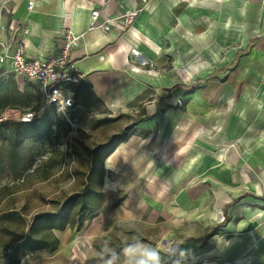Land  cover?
Masks as SVG:
<instances>
[{
	"label": "crops",
	"instance_id": "obj_1",
	"mask_svg": "<svg viewBox=\"0 0 264 264\" xmlns=\"http://www.w3.org/2000/svg\"><path fill=\"white\" fill-rule=\"evenodd\" d=\"M92 9L98 22L118 12L137 14L103 31L89 28ZM240 13V0L237 8L236 0H0V40H10L2 27L11 20L22 24L28 31L18 30L12 46L23 39L28 57L56 54L64 28L81 34L72 57L85 80L72 86L71 116L81 144L77 157L91 164L76 173L100 171L102 187L88 185L109 193L101 205L90 198L96 216L86 217L88 228L77 235L54 230L55 251L37 249L19 264H71V255L81 257L74 251L83 241L78 236L96 235L101 215L110 233L119 223L143 221L148 210L169 224L165 237L176 254L204 253L192 264H264V85L253 57L242 52L244 37L235 27ZM130 47L150 65L135 66ZM235 62L234 70L222 71ZM127 126V138L102 159L97 146ZM117 191L123 199L113 206ZM131 244L143 248L123 241L107 254L126 256ZM132 255L144 259L140 251ZM0 264H7L5 256Z\"/></svg>",
	"mask_w": 264,
	"mask_h": 264
},
{
	"label": "rangeland",
	"instance_id": "obj_2",
	"mask_svg": "<svg viewBox=\"0 0 264 264\" xmlns=\"http://www.w3.org/2000/svg\"><path fill=\"white\" fill-rule=\"evenodd\" d=\"M240 5L241 13L235 16L236 32L241 30L244 37L242 52L253 57V64L259 73L256 75L257 81L264 85V43L260 41V38H264V0H240ZM235 68L236 62L227 64L222 71ZM195 85L197 87V83ZM5 100L7 103L4 105ZM6 108L47 111L43 109L36 84L23 76L13 74L7 64L0 63V111ZM56 115L61 120L62 114ZM75 129L76 126L71 127L63 122L51 123L48 134L44 136L30 134L23 128L16 133L11 125L0 127V258L9 253L22 238L31 235L30 226L35 214L58 210L68 194L85 181L91 187H102L104 181L100 171L95 169L88 174L76 173L77 166L86 171L90 169L91 163L90 158L77 157V149L81 144L75 138ZM29 168L33 170L29 171ZM108 177L113 178V182L118 179V176ZM121 195L122 191L115 194L117 198ZM108 196L105 191L95 202L101 205ZM76 209L77 206L72 209L71 219L75 218ZM90 213L89 210L80 212L88 220ZM149 215L150 210L139 223H119L114 232L110 233L109 220L101 215L100 222L93 227L96 235L87 238L78 236L77 239L83 241L74 251H80L81 257L71 255V264H109V261L111 264H137L138 260L133 255L129 256L128 262L125 261L128 253L123 256L121 251L114 257L103 258L123 241L138 242L143 247L151 246L157 249L159 262L169 256L165 264H192L191 260L195 259L193 262H197L206 257L201 252L193 255L192 259H187L186 254H176L174 241L165 237L170 227L165 218ZM134 226L142 231L141 236ZM65 229L79 234L73 230L74 227L72 230L69 227ZM41 232L43 230L37 229L32 234L39 235ZM141 238L146 241L139 242ZM129 246L123 251L126 252ZM132 259H136V263H133L135 260Z\"/></svg>",
	"mask_w": 264,
	"mask_h": 264
},
{
	"label": "built area",
	"instance_id": "obj_3",
	"mask_svg": "<svg viewBox=\"0 0 264 264\" xmlns=\"http://www.w3.org/2000/svg\"><path fill=\"white\" fill-rule=\"evenodd\" d=\"M32 7L33 2L29 1L27 8L31 9ZM136 14V11L118 12L113 18L98 22L99 11L92 9L89 28H100L107 31L109 29L108 23L113 21L122 25L129 24ZM2 29L8 30L11 33V38L9 41L0 40V63L8 64L13 74L23 76L28 81L34 82L39 91L43 109L51 108L54 117L58 120L60 119L57 118L56 113H61L62 121L68 126L74 127L76 120L71 116L75 103L72 86L80 80H85V76L76 66L72 51L78 46L81 34H75L70 28H64L59 36V48L56 54L46 57H28L25 54L23 39L17 40L12 46L13 35L18 30H22L25 34L28 29L13 20L7 26H3ZM129 52L132 55L131 61L135 66L149 64V61L141 56L138 48L130 47ZM176 104L179 107L182 106L181 97L176 98ZM43 111H22L17 108H6L0 112V127L14 121L30 122ZM28 170L32 171L33 168Z\"/></svg>",
	"mask_w": 264,
	"mask_h": 264
},
{
	"label": "trees",
	"instance_id": "obj_4",
	"mask_svg": "<svg viewBox=\"0 0 264 264\" xmlns=\"http://www.w3.org/2000/svg\"><path fill=\"white\" fill-rule=\"evenodd\" d=\"M6 103L7 101L5 100L4 105ZM56 122H58V119L54 117L53 110L50 112L44 110L39 116L35 117L30 122L14 121L11 124H3V126L11 125L13 131L16 133H18L20 129L23 128L30 134L46 136L49 132L51 123L54 124ZM129 131L130 127H125L123 131L112 135L108 142L97 146L95 150L103 149V159L104 157L109 155V153L117 144L127 138ZM93 195L98 197L103 196V193L95 192L90 188L88 183H86L82 192H75L70 194L61 203L58 210L35 214L32 218V223L30 226L31 235L22 238V240L18 244L11 248L9 253L4 254V256L7 258V264H18L23 256L29 255L37 249H45L48 252L55 251L58 247L59 239L54 234V230H64L66 227H69L72 230V228L74 227L73 230L79 231L82 228H88L89 224L86 225V217L82 216L80 212L89 210L91 212L89 215L90 219L96 216V214L94 213L95 208H93L89 202L90 198ZM122 199L123 197L117 198L112 203V205H117ZM75 206H77L78 209H76V211L74 212L75 218L71 219V212ZM225 221L226 217L224 216L222 223H224ZM37 229H41L43 230V232H41V234L39 235H33L32 232L36 231ZM112 256L113 254H106L103 256V258L106 259Z\"/></svg>",
	"mask_w": 264,
	"mask_h": 264
},
{
	"label": "clouds",
	"instance_id": "obj_5",
	"mask_svg": "<svg viewBox=\"0 0 264 264\" xmlns=\"http://www.w3.org/2000/svg\"><path fill=\"white\" fill-rule=\"evenodd\" d=\"M125 251L129 255H132L138 251H140L142 253V255L145 258L138 260L137 264H159V259H160L159 252L157 249H155L151 246H146L143 248H141L140 245L129 246ZM109 264H111L110 261H109Z\"/></svg>",
	"mask_w": 264,
	"mask_h": 264
}]
</instances>
